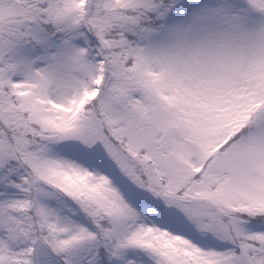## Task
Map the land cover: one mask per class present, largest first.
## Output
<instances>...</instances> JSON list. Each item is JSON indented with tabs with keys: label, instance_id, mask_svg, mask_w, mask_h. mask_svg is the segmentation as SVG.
<instances>
[{
	"label": "snow or ice",
	"instance_id": "6c2138e0",
	"mask_svg": "<svg viewBox=\"0 0 264 264\" xmlns=\"http://www.w3.org/2000/svg\"><path fill=\"white\" fill-rule=\"evenodd\" d=\"M0 264H264V0H0Z\"/></svg>",
	"mask_w": 264,
	"mask_h": 264
}]
</instances>
